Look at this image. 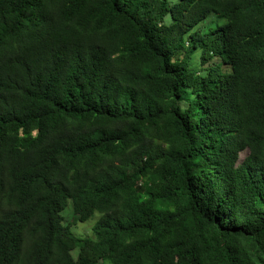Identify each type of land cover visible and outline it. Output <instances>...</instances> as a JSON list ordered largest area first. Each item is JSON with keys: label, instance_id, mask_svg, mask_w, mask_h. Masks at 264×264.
<instances>
[{"label": "trees", "instance_id": "16d2710c", "mask_svg": "<svg viewBox=\"0 0 264 264\" xmlns=\"http://www.w3.org/2000/svg\"><path fill=\"white\" fill-rule=\"evenodd\" d=\"M104 261L264 264V0H0V264Z\"/></svg>", "mask_w": 264, "mask_h": 264}, {"label": "rangeland", "instance_id": "374dc122", "mask_svg": "<svg viewBox=\"0 0 264 264\" xmlns=\"http://www.w3.org/2000/svg\"><path fill=\"white\" fill-rule=\"evenodd\" d=\"M210 17H214V15H210L208 18ZM223 23V21H218V20H211L208 21L207 25H202L200 30L201 32H206L208 27L212 26L215 23ZM199 60L198 57L195 56L192 60V64L194 66V68H197L199 65ZM211 64H219V66L221 67V71H229V69L225 66L222 65V63L220 61H218L217 59H212ZM246 152L241 154V160L245 157ZM62 217H63V221L64 224L66 225H70V232L72 235L78 237V238H88V237H93V226L97 220V215L91 219H89L86 222H75L74 221V217H73V213H72V209H71V205L70 203H68V206L62 211ZM73 256L76 255V251L72 253ZM100 264H111L108 261H104L101 262Z\"/></svg>", "mask_w": 264, "mask_h": 264}]
</instances>
